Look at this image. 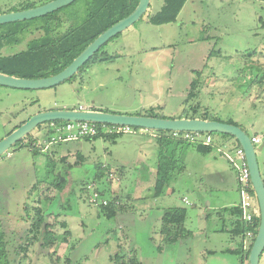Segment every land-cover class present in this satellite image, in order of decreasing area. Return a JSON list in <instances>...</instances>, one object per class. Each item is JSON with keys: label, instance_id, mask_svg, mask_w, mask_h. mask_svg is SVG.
<instances>
[{"label": "rangeland", "instance_id": "374dc122", "mask_svg": "<svg viewBox=\"0 0 264 264\" xmlns=\"http://www.w3.org/2000/svg\"><path fill=\"white\" fill-rule=\"evenodd\" d=\"M45 1L0 0V14ZM163 3L152 0L146 16L157 12ZM85 15L84 0L65 6L60 13L72 18L67 26L79 24ZM39 22L31 23L35 26ZM124 32L104 45L103 51L111 58L90 62L71 80L44 89L0 85V141L43 110L85 106L130 114L154 107L158 115L173 118L199 103L213 117L232 119L250 136L260 135L261 143L256 147L264 178V1L188 0L177 21L158 26L143 17L131 31ZM41 34L36 30L25 39L23 35L22 42L7 45L0 55L24 50L29 39ZM125 35L130 41L126 42ZM139 43L145 52L129 55ZM192 82L198 85V96L188 102ZM49 127L44 123L31 132L41 149L48 144V136L57 134L49 132ZM214 137L211 151L198 153L189 145L178 148L176 157L185 163L186 156L193 153L206 157L211 169L229 167L238 184V173L224 155L234 152L235 140L221 133ZM27 141L17 142L0 156V232L8 242L9 264H53L49 253L53 250L55 258H60L58 264H129L132 257L140 264H241L240 254L225 258L220 252L210 255L204 249L223 250L238 217L224 209L208 210L216 192L205 176L193 172V164L188 163L189 167L172 180L165 194L154 197L159 160L154 137L126 133L56 142L37 153ZM97 166L104 170L101 179L95 178ZM148 168L154 170L145 172ZM57 178L62 182L60 187L52 185ZM90 184L107 200L117 193L129 207L109 217L102 206L90 203ZM235 192L239 201V186ZM185 196L188 204L182 201ZM39 198L43 209L52 213L55 230L67 240L59 241L53 249L36 242L19 255L31 223L26 205L37 204ZM171 206L187 210L189 234L182 238L186 242L162 240L160 217ZM63 221L67 226H62ZM4 262L2 257L0 264ZM260 264H264V252Z\"/></svg>", "mask_w": 264, "mask_h": 264}, {"label": "trees", "instance_id": "16d2710c", "mask_svg": "<svg viewBox=\"0 0 264 264\" xmlns=\"http://www.w3.org/2000/svg\"><path fill=\"white\" fill-rule=\"evenodd\" d=\"M49 1L51 0H46L45 2H42L40 4L42 5ZM77 1L78 0H76L75 2ZM139 1L140 0H84L86 4V15L82 22L77 25H66L68 19L70 22L72 18H65L63 16H60L61 10H63L64 7L45 16L33 18L30 20L7 23L5 27L3 25H0V29L3 28L2 30H0V52L7 45L22 42L23 35L25 39L31 32H34L36 30L42 32L40 36L29 39L24 50L11 55H0V72L23 78H42L52 76L61 72L101 33H103L119 20L132 13L137 7ZM187 1L188 0H164V4L161 9L151 15L149 17V21L154 25L172 23L177 21V18ZM36 6L38 5H30L29 7H24L21 10ZM36 19L41 20V22L33 26V23L31 22ZM103 47L104 46H102L100 50L96 52L93 57L83 67L80 68L78 72L83 70L84 67L90 62H102L106 59L111 58V56H108L107 52L103 51ZM76 74L71 77L70 80L73 79ZM191 86L192 87L190 88L186 99V101L188 102L198 96V93L196 91L198 85H196L195 82H192ZM130 114L168 118L165 115H158L154 107H150L149 109ZM173 118H202L207 120L223 121L221 119L213 117L208 108H202L199 103H196L190 107H186L184 110H182V115ZM64 122L65 121L57 120L46 122L45 124L50 125L51 123H54L58 125ZM223 122L236 124L232 119ZM21 124L17 125L16 128ZM41 125L42 124H40L38 127H41ZM133 128L137 131L151 130L140 127ZM49 132H54V130L51 129L49 130ZM153 132L156 133V136L154 138L157 141L159 150V160L157 164L156 179L154 184V197H159L166 192L168 187H170L172 180H174L176 176L180 175V173L185 169V163L181 162V158H179L178 160V158L176 157V150L178 148L180 149L192 145L195 146L198 151L207 153L211 151L215 146V132L203 133L205 135L211 134L213 136L214 139L212 144L210 145H206L203 143H193L173 138V131L171 130H153ZM119 135L122 134H112V136H108L107 134H99L94 138L102 136L116 137ZM223 135L232 137L235 140V146H241L239 141L234 136L230 134ZM48 137L51 138V135ZM20 141L22 143L27 141L29 147L36 153L42 150L39 144L36 143L35 138L31 135V133ZM77 154L78 159L82 160L83 155L80 154V152H78ZM103 174L104 170H101V167L97 166L95 178L101 179L103 177ZM38 184L39 183H37L33 187L30 194L35 191ZM61 184L62 182L57 178L52 185L60 187ZM97 189L101 192V194H103V192L99 188ZM45 198L49 199L48 196H46ZM41 201L42 198H39L37 204H33V206L31 205V203L26 202V210L28 211L27 219L31 221V223L29 224L28 237L26 241L19 246V255H23L22 252H26L27 249L36 242H39L42 247L53 249L54 246L59 243V241L63 242L67 240V237H62L57 233L54 225L50 221L52 213H48L45 209H43V207L41 206ZM108 201V204L105 205L101 203L98 206H102L103 210L109 217L115 216L117 213L123 212L129 207L128 201L122 200V198L117 194L115 197L109 199ZM118 201H120L119 204H117ZM230 210L234 215L238 217L237 229L235 232L237 235H240L243 238L248 229H252L257 235L260 225V216L255 218V221L252 225H248L247 223L242 221L241 210L239 207H233ZM186 219L187 210L185 208L178 206L165 208L161 217L160 229L163 242L171 243L179 238L187 236L189 232L187 231L185 226ZM61 224L63 227L67 226L65 221L61 222ZM65 233L67 235L68 231H66ZM251 248L252 247H250L247 251H244L243 249L236 251V253L240 254L241 256V264H245V262L249 260ZM49 253L52 263L58 264L60 258H55L57 254L56 250H53V252L50 251ZM7 255L8 242L5 239V233L0 232V262L2 257H5V262L3 264H9L8 258H6ZM129 264H140V261L136 257H132L129 258Z\"/></svg>", "mask_w": 264, "mask_h": 264}, {"label": "water", "instance_id": "95a60500", "mask_svg": "<svg viewBox=\"0 0 264 264\" xmlns=\"http://www.w3.org/2000/svg\"><path fill=\"white\" fill-rule=\"evenodd\" d=\"M75 1L51 0L36 7L2 13L0 14V25L45 16ZM150 2L151 0H140L132 13L101 33L61 72L42 78H23L0 72V85L24 89H44L67 81L111 38L124 32L141 19L147 13ZM57 120L128 125L149 130L215 132L234 136L245 151L253 189L260 210V225L250 251L249 264H260L261 255L264 252V178L257 156V147L253 144L251 136L243 128L236 124L218 120L202 118H160L144 115L119 114L87 108L82 109L81 107L77 109L43 110L31 116L26 122L22 123L0 141V156L7 152L14 144L28 136L40 124Z\"/></svg>", "mask_w": 264, "mask_h": 264}, {"label": "built area", "instance_id": "2783aa9c", "mask_svg": "<svg viewBox=\"0 0 264 264\" xmlns=\"http://www.w3.org/2000/svg\"><path fill=\"white\" fill-rule=\"evenodd\" d=\"M81 108L86 109L82 106ZM111 125L112 124L87 121H65L64 123L58 125L51 123L50 127L47 128V130L52 129L57 134L56 136H53L48 140V144L44 148H42V150L47 149L49 145L56 142L63 143L87 138H94L99 134L112 135L138 133L149 134L152 137L156 136V133L153 132V130L137 131L132 126L128 125ZM172 137L193 143H203L206 145L212 144L214 139L211 134L205 135L202 132L194 131H173ZM251 139L255 146L261 143V137L259 135H255L251 137ZM224 155L238 173V186L240 195L238 207L241 210V219L248 225H252L255 221V218L260 216V210L255 192L253 193L254 189L251 179V173L245 151L241 146H236L234 152H224ZM88 188L92 190V193L89 195L90 203L94 205H99L101 203L105 205L108 204V200L103 198V194H101V192L95 188L94 184L88 185ZM185 201L189 203L187 199H185ZM255 238V232L252 229H248L244 237L242 238V249L244 251H247L251 247L252 241H254Z\"/></svg>", "mask_w": 264, "mask_h": 264}, {"label": "crops", "instance_id": "0c3cea01", "mask_svg": "<svg viewBox=\"0 0 264 264\" xmlns=\"http://www.w3.org/2000/svg\"><path fill=\"white\" fill-rule=\"evenodd\" d=\"M186 3H185V5H186ZM151 5H152V0L150 2L149 8L151 7ZM161 7H160V9H161ZM148 11H149V9H148ZM148 11H147V13H148ZM147 13L143 17H146V20L149 21V17L151 16V14L149 13L148 16H146ZM166 24H169V23H166ZM161 25H165V24H160L158 26H161ZM132 27H133V25L130 28L126 29V30L131 31ZM201 30L203 31V29H201ZM124 33L126 34L127 32H124ZM126 35H125V37H126L125 39H126V42H128L130 40H129V38H127ZM138 41H139V39H138ZM142 52H145V51H143L142 44L140 45V43H139L138 48H136V50L133 53H128V54L131 55V54H134V53H142ZM82 107L87 108L85 106H82ZM87 109H89V108H87ZM180 115H181V112H180ZM140 135L152 137L149 134H140ZM255 135H259V134H255ZM196 151L198 153H203V152L198 151L197 149H196ZM203 154H205V153H203ZM207 162L208 161H207L206 157L202 159L200 156L197 157L196 155H193V153H192L189 156L188 155L186 156L185 169L189 167L188 163L193 164V167L191 168L192 170L194 169L193 172L196 173V171H197V172L201 173V177L205 176L208 179V182L211 185V189L216 192V194L212 196V199H210V202L208 204L207 208H208L209 211L224 209L225 211H229L231 214H233V212L230 209L233 208V207H238V203H239L238 194L235 196V193H236L235 191L238 192V184H237L236 175H235L234 171L231 170V168H229V167L224 168V167L220 166L221 168L220 167H216L215 169H211V168L208 167L209 164ZM210 166H211V164H210ZM150 170H154V169L153 168H148L145 172H149ZM155 175H156V172L154 174V177H155ZM144 176L145 175H143L142 178H144ZM155 179L156 178H154V180ZM168 189H169V187H168ZM168 189L166 190V192L168 191ZM185 199H187L189 201V199L186 196L183 197L182 201L184 203L188 204L185 201ZM161 217H162V215H161ZM230 228L231 229H230V237L228 239V244L226 245V247H222L223 250H221V248H220V251H219L217 249H214L213 247L205 246L204 247L205 251L207 253H209L210 255H216L217 253L220 252V253H222V255H224L223 257H225V258H226V256L230 258V257H233V256L237 255L236 251L242 249V237L235 233L236 229H237V224L233 225ZM238 236H239V238H241V241L238 238ZM184 239L185 240H182V238H179L176 241H182V242L185 241L186 242V238H184ZM227 264H236V263L228 261Z\"/></svg>", "mask_w": 264, "mask_h": 264}, {"label": "flooded vegetation", "instance_id": "af4514ba", "mask_svg": "<svg viewBox=\"0 0 264 264\" xmlns=\"http://www.w3.org/2000/svg\"><path fill=\"white\" fill-rule=\"evenodd\" d=\"M39 6V5H38Z\"/></svg>", "mask_w": 264, "mask_h": 264}]
</instances>
